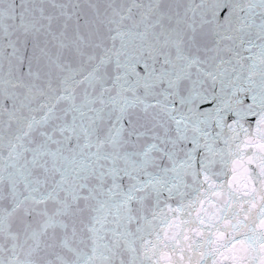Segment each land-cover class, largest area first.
I'll use <instances>...</instances> for the list:
<instances>
[{
	"label": "snow or ice",
	"instance_id": "1",
	"mask_svg": "<svg viewBox=\"0 0 264 264\" xmlns=\"http://www.w3.org/2000/svg\"><path fill=\"white\" fill-rule=\"evenodd\" d=\"M0 264H264V0H0Z\"/></svg>",
	"mask_w": 264,
	"mask_h": 264
}]
</instances>
